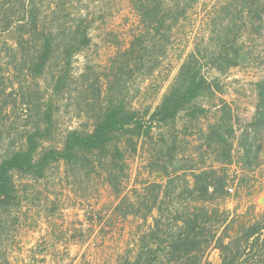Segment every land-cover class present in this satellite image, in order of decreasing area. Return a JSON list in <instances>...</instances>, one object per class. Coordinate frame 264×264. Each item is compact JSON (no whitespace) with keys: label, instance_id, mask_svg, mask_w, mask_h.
<instances>
[{"label":"rangeland","instance_id":"obj_1","mask_svg":"<svg viewBox=\"0 0 264 264\" xmlns=\"http://www.w3.org/2000/svg\"><path fill=\"white\" fill-rule=\"evenodd\" d=\"M0 1V160L36 128L43 131V147L61 148L69 131H91L111 101L148 120L181 64L198 51L202 72L214 86L199 99L207 111H196L194 117L186 110L174 122L153 123L150 135L137 139L136 151H127L128 178L121 196L132 197L133 188L144 182L166 185L168 177L157 168L169 173L182 168L170 190L174 197L183 195L173 203L199 204L185 190L193 186L192 171L214 166L224 168L227 185L235 187L224 200L214 201L227 213L229 235L264 217V193L258 200L252 195L255 186L264 192V129L250 125L257 105L255 83L264 77V0H245L247 6L254 3L252 15L240 13L244 0H186L192 5L184 15L176 14L169 40L163 27L153 41V34L140 38L134 54L126 52L143 29L136 0ZM158 1L164 10L175 2ZM229 3L227 13L223 8ZM31 5L37 27L18 29ZM174 19L167 16L165 25ZM229 28L233 32L227 40ZM76 30L85 32L89 43L69 46ZM48 33L53 49L36 74L29 65L39 60ZM221 44L228 53L218 61L223 71L215 69L217 59L212 56ZM139 54L146 55L147 66L158 56L152 73L147 67L137 69ZM222 119L233 129L228 136L232 161L224 165L217 161L215 143L209 147L205 141L209 124ZM64 171L61 161L44 178L20 176L22 205L0 224V260L6 256L10 264H120L133 258L152 219L144 223L139 216H121L115 210L121 197L108 184L83 181L73 189ZM204 256L211 264L221 263V251L213 244Z\"/></svg>","mask_w":264,"mask_h":264},{"label":"trees","instance_id":"obj_2","mask_svg":"<svg viewBox=\"0 0 264 264\" xmlns=\"http://www.w3.org/2000/svg\"><path fill=\"white\" fill-rule=\"evenodd\" d=\"M174 1L172 6L164 10L158 0H136L135 6L143 29L142 33L132 40L127 54L136 52V44L140 38L146 39L153 34L151 38L153 41L163 27L166 30L163 36L169 40L168 33L177 22L178 15H184L187 8L192 5L191 1ZM246 3L244 0L241 4L240 13L254 14V3L250 2V6ZM229 6L230 3L223 8L227 13H230ZM33 7L34 5H31L24 10V17L19 19L18 29L37 27ZM177 13L179 14L176 15ZM255 15L263 19L259 12ZM167 16H174L175 19L166 26ZM25 17L27 20H24ZM232 32V28H229L224 34L227 40ZM69 43V46L74 44L80 47L81 44L89 43V39L85 32L80 33L76 30ZM52 45L51 34H45L41 42L42 51L38 56L39 60L32 59L29 65L36 74L46 65L53 49ZM68 48L66 47L64 52L69 56L71 52ZM227 54L223 44L212 52V56L217 59L215 69L224 70L218 61L226 59ZM138 57L136 65L139 71L147 67V73L150 74L157 67L158 56H152V63L148 66L145 54H139ZM255 89L256 113L250 125L262 130L264 129V77L255 83ZM213 91V83L202 72L198 51H192L181 64L175 81L164 94L160 104L149 114L148 120L142 118L137 111L127 109L124 104H114L111 101L97 117L91 131L78 129L69 131L61 148L43 147L39 139L44 134L40 128L28 131L23 145L0 160V224L11 217V214H15L22 205L18 187L20 176L44 178L53 165L62 161L65 166L64 174L73 189L79 187L83 181L106 183L117 197H121L115 206L118 214L123 217L139 216L144 223L148 218L152 219L147 232L139 237L134 257H126L120 264H211L204 254L212 244L221 251L220 264H238L241 259L243 264L264 262V239L260 240L264 230V217L249 223L236 236H230L226 223L227 213L225 215V211H221L219 205L214 203L216 200H224L227 195L224 168L209 166L192 171L193 186L185 190L199 204L187 203L180 207L173 203V199L180 200V196L183 195L181 192L179 196L174 197L170 190L176 177L179 179L178 171L182 168L174 169L171 173L165 167L157 168L168 177L166 185L161 182H144L141 188H133L132 197L127 194L121 196L124 181L128 178L129 165L126 154L130 150L136 151L137 139L142 136L148 137L153 123L174 122L182 111L189 110V114L194 117L196 111L204 113L207 110L199 104V99ZM224 121L222 119L209 124L205 136L209 147L215 143V155L222 165L232 161L228 136L233 133V129ZM168 201L169 204L165 207L164 204ZM220 227L222 230L217 236ZM225 238L229 240L225 242ZM0 264L10 263L4 256Z\"/></svg>","mask_w":264,"mask_h":264},{"label":"crops","instance_id":"obj_3","mask_svg":"<svg viewBox=\"0 0 264 264\" xmlns=\"http://www.w3.org/2000/svg\"><path fill=\"white\" fill-rule=\"evenodd\" d=\"M261 155H263L264 156V147H263V151H262V153H261ZM264 192L263 191H261L259 188H258V186H255L254 188H253V191H252V195L253 196H256V194L258 195V197H257V200L259 199V196H261V194H263ZM264 239V232H263V234L261 235V237H260V240H263ZM259 242H262V241H259ZM242 260V259H241ZM240 260V261H241ZM238 264H243L242 262H239Z\"/></svg>","mask_w":264,"mask_h":264},{"label":"built area","instance_id":"obj_4","mask_svg":"<svg viewBox=\"0 0 264 264\" xmlns=\"http://www.w3.org/2000/svg\"><path fill=\"white\" fill-rule=\"evenodd\" d=\"M237 172H238V171H236V173H237ZM226 190H228L229 193H234V192H235V187H234V185L229 184V185L226 186Z\"/></svg>","mask_w":264,"mask_h":264}]
</instances>
